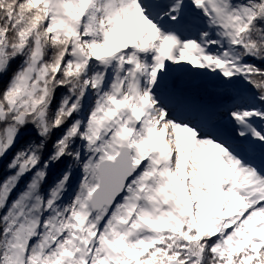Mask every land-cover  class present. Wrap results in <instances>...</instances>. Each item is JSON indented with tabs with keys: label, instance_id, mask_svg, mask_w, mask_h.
I'll return each mask as SVG.
<instances>
[{
	"label": "snow or ice",
	"instance_id": "obj_1",
	"mask_svg": "<svg viewBox=\"0 0 264 264\" xmlns=\"http://www.w3.org/2000/svg\"><path fill=\"white\" fill-rule=\"evenodd\" d=\"M0 264H264V0H0Z\"/></svg>",
	"mask_w": 264,
	"mask_h": 264
}]
</instances>
